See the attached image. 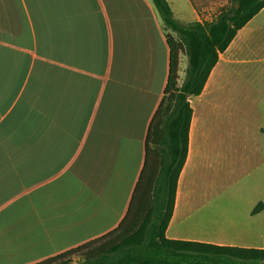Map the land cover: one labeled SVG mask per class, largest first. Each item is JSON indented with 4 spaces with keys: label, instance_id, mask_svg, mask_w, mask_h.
Instances as JSON below:
<instances>
[{
    "label": "crops",
    "instance_id": "0c3cea01",
    "mask_svg": "<svg viewBox=\"0 0 264 264\" xmlns=\"http://www.w3.org/2000/svg\"><path fill=\"white\" fill-rule=\"evenodd\" d=\"M150 1L0 0V264L43 261L124 218L168 76L162 23ZM226 52L204 91L215 88ZM192 111L170 240L179 239L178 224L200 200L184 197L186 176L208 163L195 143L200 118ZM261 204L244 213L248 227L215 220L212 235L180 239L236 247L231 230L257 234L250 218L264 213Z\"/></svg>",
    "mask_w": 264,
    "mask_h": 264
},
{
    "label": "trees",
    "instance_id": "16d2710c",
    "mask_svg": "<svg viewBox=\"0 0 264 264\" xmlns=\"http://www.w3.org/2000/svg\"><path fill=\"white\" fill-rule=\"evenodd\" d=\"M168 49V76L148 126L143 166L127 212L112 231L34 264H264V249L170 240L178 178L185 165L193 111L219 56L254 17L264 0H230L211 22L184 24L166 0H151ZM194 9L193 0H188ZM187 67L179 83L180 57ZM264 131V130H263ZM262 208L258 204L253 214Z\"/></svg>",
    "mask_w": 264,
    "mask_h": 264
},
{
    "label": "rangeland",
    "instance_id": "374dc122",
    "mask_svg": "<svg viewBox=\"0 0 264 264\" xmlns=\"http://www.w3.org/2000/svg\"><path fill=\"white\" fill-rule=\"evenodd\" d=\"M166 1L174 18L184 24L211 22L230 3L193 0L195 13L187 0ZM162 35L165 38L163 30ZM158 49L161 57L162 48ZM181 64L180 84L187 67L184 56ZM215 72V88L203 90L200 99L204 101L190 100L200 118L195 143L199 150L206 148L208 163H199L194 173L186 176L184 197L190 201L196 194L200 200L193 203L196 209L188 211L187 220L178 224L180 237L176 240L212 235L218 230L215 220L218 227L240 229L250 225L244 213L264 205V9L244 27ZM217 209L227 211L222 214ZM250 220L257 234L241 235L233 229L230 238H236V247L264 249V213ZM80 263L79 258L73 261Z\"/></svg>",
    "mask_w": 264,
    "mask_h": 264
}]
</instances>
